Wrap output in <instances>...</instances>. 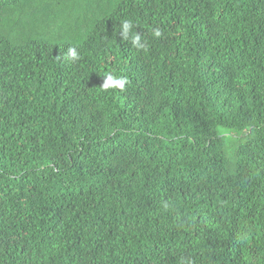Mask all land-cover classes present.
I'll use <instances>...</instances> for the list:
<instances>
[{
  "label": "trees",
  "instance_id": "16d2710c",
  "mask_svg": "<svg viewBox=\"0 0 264 264\" xmlns=\"http://www.w3.org/2000/svg\"><path fill=\"white\" fill-rule=\"evenodd\" d=\"M0 264H264V0H0Z\"/></svg>",
  "mask_w": 264,
  "mask_h": 264
},
{
  "label": "clouds",
  "instance_id": "9594fccd",
  "mask_svg": "<svg viewBox=\"0 0 264 264\" xmlns=\"http://www.w3.org/2000/svg\"><path fill=\"white\" fill-rule=\"evenodd\" d=\"M135 24L131 19H124L120 22L119 34L123 40L129 42L133 47L138 50H146V45L141 40V34L135 30ZM152 35L155 38L162 36V32L159 27L152 30ZM79 54L75 47H68L67 52L64 55L66 61L74 62L79 59ZM103 77V83L100 86L101 90L107 91L109 89H118L120 91L125 90V86L129 83L126 76L116 75L114 73H106ZM167 205H165L166 207Z\"/></svg>",
  "mask_w": 264,
  "mask_h": 264
}]
</instances>
